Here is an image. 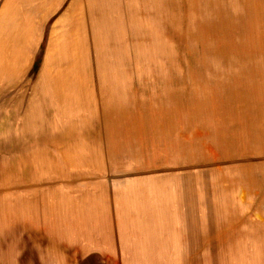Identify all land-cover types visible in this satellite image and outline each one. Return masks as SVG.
Returning <instances> with one entry per match:
<instances>
[{"label":"rangeland","instance_id":"rangeland-1","mask_svg":"<svg viewBox=\"0 0 264 264\" xmlns=\"http://www.w3.org/2000/svg\"><path fill=\"white\" fill-rule=\"evenodd\" d=\"M0 264H264V0H0Z\"/></svg>","mask_w":264,"mask_h":264},{"label":"crops","instance_id":"crops-1","mask_svg":"<svg viewBox=\"0 0 264 264\" xmlns=\"http://www.w3.org/2000/svg\"><path fill=\"white\" fill-rule=\"evenodd\" d=\"M22 61H23V59L19 60L20 63H22ZM215 94H216L217 96H219V97L222 96V94L220 93V91H215ZM209 99L215 101L214 97L211 96V95H210V98H209ZM205 101H208V99H206ZM199 103H200V101H196V103H193V106H196V108H197V110L195 109L194 112H193V116H194V117L199 116V114H200V115L203 114V112H201V111H210V110H204V109L208 108V103H209V102H205V103L202 104L201 106H199ZM215 108H216V106H215ZM215 108H214L213 111H215ZM213 111H212L211 113H213ZM125 122H126V121H125ZM167 123H168V122H167Z\"/></svg>","mask_w":264,"mask_h":264}]
</instances>
